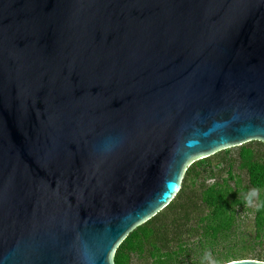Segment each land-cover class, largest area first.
<instances>
[{
  "label": "water",
  "instance_id": "obj_1",
  "mask_svg": "<svg viewBox=\"0 0 264 264\" xmlns=\"http://www.w3.org/2000/svg\"><path fill=\"white\" fill-rule=\"evenodd\" d=\"M251 142L264 0H0V264H114L193 163Z\"/></svg>",
  "mask_w": 264,
  "mask_h": 264
},
{
  "label": "trees",
  "instance_id": "obj_2",
  "mask_svg": "<svg viewBox=\"0 0 264 264\" xmlns=\"http://www.w3.org/2000/svg\"><path fill=\"white\" fill-rule=\"evenodd\" d=\"M252 143L239 147L237 158L229 149L193 163L174 200L125 238L114 264H134L135 259L149 264H185L194 238L203 258L199 264H210L203 253H215L214 248L234 233L245 211L253 213L256 237L264 239V144ZM235 166L246 180L235 172ZM234 260L238 259L228 252L214 258L213 264Z\"/></svg>",
  "mask_w": 264,
  "mask_h": 264
},
{
  "label": "rangeland",
  "instance_id": "obj_3",
  "mask_svg": "<svg viewBox=\"0 0 264 264\" xmlns=\"http://www.w3.org/2000/svg\"><path fill=\"white\" fill-rule=\"evenodd\" d=\"M253 146H256L257 143H252ZM239 147L230 149L231 155L235 158L238 156ZM235 172L239 170L235 166ZM241 178L245 179V175L242 172H239ZM226 176V175H224ZM254 203L249 205V208H253ZM190 259L185 260V264H191V262H196L199 264L203 258H201V249L198 247L197 239H190ZM215 253H212L209 250H206L203 253L202 257H205L210 264H213L214 258L219 255H225L228 252L233 254L238 260H255L264 262V239L257 238L254 230L253 224V213L245 211L242 212L241 218L239 219L238 226L234 229V233L231 237L225 241L221 242L215 248ZM192 260V261H191ZM134 264H149L147 262L135 259ZM201 264H204L203 262Z\"/></svg>",
  "mask_w": 264,
  "mask_h": 264
}]
</instances>
